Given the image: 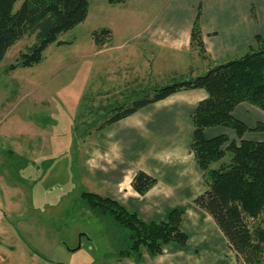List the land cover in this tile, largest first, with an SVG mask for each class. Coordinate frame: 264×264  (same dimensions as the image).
Returning <instances> with one entry per match:
<instances>
[{
	"label": "rangeland",
	"instance_id": "rangeland-1",
	"mask_svg": "<svg viewBox=\"0 0 264 264\" xmlns=\"http://www.w3.org/2000/svg\"><path fill=\"white\" fill-rule=\"evenodd\" d=\"M87 1L84 21L60 33L39 63L9 69L36 42L34 34L12 44L0 62V264H240L211 215L194 203L205 182L157 173L155 186L138 195L130 186L132 167L122 171L120 159L111 160L99 132L114 109L101 98L99 65H89L92 33L107 28L103 42L113 26L133 14L143 23L150 11H142L146 0ZM85 192L110 196L146 220L162 221L179 209L186 245H169L153 257L140 249L136 263L117 254L128 247L124 235L110 216L88 208ZM247 223L264 226V217Z\"/></svg>",
	"mask_w": 264,
	"mask_h": 264
},
{
	"label": "trees",
	"instance_id": "trees-1",
	"mask_svg": "<svg viewBox=\"0 0 264 264\" xmlns=\"http://www.w3.org/2000/svg\"><path fill=\"white\" fill-rule=\"evenodd\" d=\"M21 1L14 9L15 3ZM87 0H0V62L7 49L24 36L34 34L36 42L21 53L10 70L31 67L39 63L45 48L55 42L60 33L84 21ZM94 31L96 45H102L100 34ZM60 43V42H59ZM190 44L203 54L199 23L193 24ZM204 88L208 97L198 103L192 114L193 131L190 150L206 183V190L194 203L208 212L242 264L264 262V226L248 225L247 219L264 217V122L249 128L232 115L240 102H248L264 111V37L257 36L255 45L244 55L216 65L204 74L165 85L154 90L152 97L140 98L129 106L119 107L104 121L111 124L138 109L161 100L180 89ZM223 126L234 131L238 140L225 134L204 136L208 127ZM263 134L262 141L242 139L246 131ZM156 179L139 170L131 181L132 189L144 195ZM82 197L95 214L110 216L124 235L127 248L117 254L140 262L142 249L153 257L169 245H186L187 235L180 229L183 212L172 209L162 221L143 219L118 200L94 192ZM132 251V254H129Z\"/></svg>",
	"mask_w": 264,
	"mask_h": 264
},
{
	"label": "crops",
	"instance_id": "crops-1",
	"mask_svg": "<svg viewBox=\"0 0 264 264\" xmlns=\"http://www.w3.org/2000/svg\"><path fill=\"white\" fill-rule=\"evenodd\" d=\"M150 2L155 0H146L143 5V13L150 11L143 23L140 16L133 14L118 27L109 26L111 33L102 45L93 41L90 49V68L99 65L100 95L105 96L101 98L111 101L114 111L140 98L152 97L157 88L202 75L238 58L255 45L257 36L264 37V0H157L150 10L144 8ZM196 19L203 54L190 44ZM207 97L204 88L180 89L106 125L99 133L104 134L112 151L111 160L120 159L117 165H122V171L132 167L131 181L142 170L153 178L157 173L164 177L182 173L205 182L190 141L192 114ZM232 115L249 128L255 126L257 118L264 121V112L247 102L236 105ZM228 130L223 126L208 127L204 136L228 134ZM242 139L262 141L263 134L249 130ZM101 145L104 149V143ZM111 175L113 180L114 171Z\"/></svg>",
	"mask_w": 264,
	"mask_h": 264
},
{
	"label": "water",
	"instance_id": "water-1",
	"mask_svg": "<svg viewBox=\"0 0 264 264\" xmlns=\"http://www.w3.org/2000/svg\"><path fill=\"white\" fill-rule=\"evenodd\" d=\"M79 247H80V244H78L77 247L72 248L71 250L74 251V250H76V249L79 248Z\"/></svg>",
	"mask_w": 264,
	"mask_h": 264
}]
</instances>
